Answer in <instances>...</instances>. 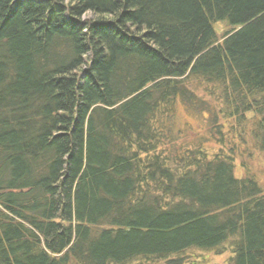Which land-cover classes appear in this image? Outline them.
I'll return each mask as SVG.
<instances>
[{
  "label": "trees",
  "instance_id": "16d2710c",
  "mask_svg": "<svg viewBox=\"0 0 264 264\" xmlns=\"http://www.w3.org/2000/svg\"><path fill=\"white\" fill-rule=\"evenodd\" d=\"M261 156L264 0H0V264H264Z\"/></svg>",
  "mask_w": 264,
  "mask_h": 264
},
{
  "label": "rangeland",
  "instance_id": "374dc122",
  "mask_svg": "<svg viewBox=\"0 0 264 264\" xmlns=\"http://www.w3.org/2000/svg\"><path fill=\"white\" fill-rule=\"evenodd\" d=\"M215 29L218 34L221 35L223 31V25L215 24ZM197 113V112H196ZM194 113L184 107L181 103H176L172 125L174 129L180 134L182 133L181 142L187 146L195 145L197 142L202 144L208 152L217 150L218 145L213 140L212 135L209 131V123L206 121V114L204 117L201 113ZM255 168L259 170V184L264 192V156L256 159L254 162ZM252 171L255 172L254 168L251 167ZM241 174L237 169V175ZM202 254V255H201ZM201 258H206L208 264L212 263H225L230 256V249H226L221 254H215L212 252L201 253Z\"/></svg>",
  "mask_w": 264,
  "mask_h": 264
}]
</instances>
